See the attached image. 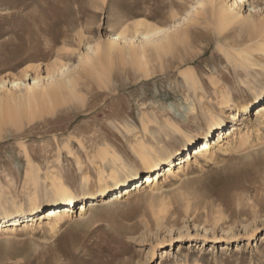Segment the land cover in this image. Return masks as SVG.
I'll return each mask as SVG.
<instances>
[{
  "label": "rangeland",
  "instance_id": "obj_1",
  "mask_svg": "<svg viewBox=\"0 0 264 264\" xmlns=\"http://www.w3.org/2000/svg\"><path fill=\"white\" fill-rule=\"evenodd\" d=\"M233 1L0 0L2 103L11 99L8 90L24 92L36 77L38 86L60 90L58 103L41 117L0 125V225L14 221L2 216L13 203L31 213L30 168L37 172L35 214L54 203L49 178H60L79 199L70 212L61 208L72 216L54 232L32 220L28 230L22 223L0 233V264H264V120L254 109L264 103V95L254 98L264 88V0L234 7ZM223 9L235 16L219 30ZM137 23L170 27V34L182 33L181 42L134 59L128 49L141 42ZM117 31L126 38L117 41L122 53L108 56ZM67 77L78 81L76 95L63 84ZM15 78L24 82L20 90L11 87ZM227 94L240 107L237 120L223 101ZM247 101L251 108L243 112ZM209 114L221 118L214 138L233 124L242 133L252 129L249 147L213 162L199 158L180 178L161 177L153 190L100 201L78 215L79 203L99 196L98 172L122 163L139 168L140 143L161 155L177 148L183 157L211 139ZM146 173H126V186L140 185ZM226 184L230 189L221 194ZM110 185L109 193L121 188Z\"/></svg>",
  "mask_w": 264,
  "mask_h": 264
},
{
  "label": "bare ground",
  "instance_id": "obj_2",
  "mask_svg": "<svg viewBox=\"0 0 264 264\" xmlns=\"http://www.w3.org/2000/svg\"><path fill=\"white\" fill-rule=\"evenodd\" d=\"M238 2H242V0H234L233 7L235 5H238L237 4ZM201 4L202 3H200V5ZM234 16L235 15L231 14L226 9H223L222 17L218 22L219 30L224 29L233 20ZM251 24H252L251 26L252 30L254 29L256 30L257 25L254 24V22H252ZM129 31L131 32V30ZM134 31H135L136 36L140 37L141 42L138 43L139 47L130 46L128 51L131 50L129 52H130V55L134 57V59L138 58L139 60L141 59V61L142 59L145 60L146 56H149V53L152 55L154 54L162 55L161 54L162 52L165 53L166 50H169L171 48L173 49V46L177 44V42H179V39L182 36V33L181 32L178 33L177 30L176 31L179 35H177V33L175 34V32L174 34H170V31H171L170 27H156V26H152L146 23L135 24ZM130 35L133 36V34H130ZM119 38H124V40L126 39L123 31H117L114 38L108 41L106 45V52L108 56L112 53V51L116 49H118L119 52L122 53V48L119 47L117 43ZM125 47L123 50H125ZM94 54H95V51H94ZM84 58H87V56H85ZM91 59L94 60V58L90 56L89 62L92 61ZM96 59L98 58L96 57ZM63 67H64L63 69H60V68H59L60 70L58 69L60 73H63L64 70L67 69L66 66H63ZM52 78H53V73H48L47 80L52 79ZM39 80L41 79H38V77L33 78V83L35 84V86L26 85L24 92H19L18 94H13L11 90H8L7 94L11 98L10 101L2 103L3 99L0 98V125L12 124L15 127H20L22 123L25 121L30 122L33 119L35 120L36 118L41 117L44 111L48 112L52 105H55L56 103H58L59 91H60L59 87L57 88L55 86L56 84L55 85L51 84L47 88L38 86L37 83L39 82ZM77 82L73 78H68L66 80V84L65 83L63 84L67 85V87L70 89V91L69 89L68 91L71 92L72 95L73 93L76 95L75 91H76ZM4 84H5V81H0V88L3 87ZM23 84L24 82L17 78L11 81V87L18 88L19 90H20L19 87H21V85ZM263 89H261L262 92L257 94L254 98H259V97L261 98L264 95ZM21 93L24 96L15 100V97ZM223 101L230 108H234L235 113L232 114V118L234 120L235 119L237 120L239 117L236 116V110L239 109L240 107L232 103V96L230 94L225 95ZM250 103L251 101L242 103L241 111L248 112V110H250L251 108ZM254 109H255V115L258 117H261L264 120V103L256 106ZM220 119L221 118H219L218 116L209 114L208 126H207L208 134L211 133L212 135V132L214 133V131L221 128ZM248 122L249 121L247 120L246 123L248 124ZM241 123L243 124L244 122L241 121L240 123H237V124H241ZM246 123H244V125L247 126ZM230 127L225 131H221V130L218 131L216 138H214L212 135L211 139H206L204 141H201L196 146H194L188 153H185L183 157L182 156L179 157V151H178L179 149L177 148L173 149L172 151L166 152L165 155H161L159 154L157 149L154 150L152 148H147L145 144L140 143L139 145L141 149L136 151V156L138 158L140 167L137 168L135 166L133 168H130L125 163H122L118 165V167L113 166V168H111L110 172L107 174H105L104 171L98 172L97 183H98L99 196L96 199H93L90 201L87 200V201L79 203L78 204L79 206L78 215L79 216L84 215L89 208L97 206L100 201L101 202H105V201L115 202V201L122 200L126 198L127 196H130L134 191L139 192L140 190H143V189L153 190L159 187L161 177H163L164 180L171 178V177L180 178V175L182 174L185 175L186 172H188L187 170L190 169L192 163L194 162L199 163V158H203L206 161V163L213 162L215 161V159H217V157H220L221 155L220 153H222L223 155H228L231 152L233 153L235 150L239 151V150L244 149L245 145L248 146L247 145V142L249 139L248 135L250 131H252V129L250 130V128H248L246 132L242 133V130H240L239 125L233 124ZM255 130L257 131L259 130V128ZM182 136L187 142H192L194 140L195 135H192L190 132H182ZM262 143L264 142L262 141ZM215 147L217 149L216 152L214 151V153H211V150ZM173 156L175 157L177 156V157L173 159ZM162 163L164 165H161ZM140 168L143 169L145 172H148L142 175L141 184L139 185L138 181H134L133 182L134 186L131 185L132 188L129 187L130 185L126 186V180H128L127 179L128 175L131 174L130 176L136 177L139 174ZM128 172L129 174L125 175ZM36 173L37 172L34 170V168L33 169L30 168V170L28 171V176H27L34 188V191L31 193L30 196H28L29 208H30L31 213L25 216V213L22 209L21 204L18 205V204L13 203L11 206L12 207L11 210L7 208H3L2 216L8 217V218H10L9 216H11L13 218L11 220H14V221L9 224H4V225L1 224L0 233L7 231V230L13 231L15 228H17L14 226L16 225L20 226L22 223H23L22 227L25 228V230H28L29 228H31V226H33V222H31L32 220L35 222L39 220L38 225L40 224L46 225L49 231L54 232L56 231L59 221L62 220V218L72 216V213L61 212V208L67 206L68 204H71L73 201H78L79 199L76 195L73 194L72 190H70L69 187L60 178H57V177L49 178L51 191L47 192V197L49 199L50 198L54 199L53 201L54 203L47 206V208L41 211V213H37V214L34 213L37 207V203H38V194L35 190L36 183H37ZM223 181L225 182L224 179ZM226 181L228 182V180ZM110 183L115 185V188H119V187L121 188L119 189V191L109 193L111 190ZM84 184L85 186H87L88 182L85 181ZM225 188H226V191L220 192L221 194L226 193L227 189L228 190L230 189V184H226ZM86 189L87 187L83 188L84 192L82 193V200L85 197H87L86 195L88 192L86 191ZM106 193H109V194L104 196ZM24 217H25V220L23 219ZM28 217H31L30 220H28L29 219ZM20 218H22L21 221H20Z\"/></svg>",
  "mask_w": 264,
  "mask_h": 264
}]
</instances>
